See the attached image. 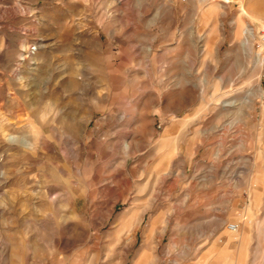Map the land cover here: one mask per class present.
<instances>
[{
    "label": "rangeland",
    "instance_id": "obj_1",
    "mask_svg": "<svg viewBox=\"0 0 264 264\" xmlns=\"http://www.w3.org/2000/svg\"><path fill=\"white\" fill-rule=\"evenodd\" d=\"M263 26L264 0H0V264H264Z\"/></svg>",
    "mask_w": 264,
    "mask_h": 264
},
{
    "label": "built area",
    "instance_id": "obj_2",
    "mask_svg": "<svg viewBox=\"0 0 264 264\" xmlns=\"http://www.w3.org/2000/svg\"><path fill=\"white\" fill-rule=\"evenodd\" d=\"M253 46L258 51L261 60L264 62V26L255 32ZM32 50L33 48H30L27 50V52H32ZM236 227L237 226L234 223H230L227 225V229L230 231H234Z\"/></svg>",
    "mask_w": 264,
    "mask_h": 264
},
{
    "label": "bare ground",
    "instance_id": "obj_3",
    "mask_svg": "<svg viewBox=\"0 0 264 264\" xmlns=\"http://www.w3.org/2000/svg\"><path fill=\"white\" fill-rule=\"evenodd\" d=\"M242 12L245 14V10H244V9H242ZM231 232H232V231H231ZM233 232H236V229H235Z\"/></svg>",
    "mask_w": 264,
    "mask_h": 264
}]
</instances>
